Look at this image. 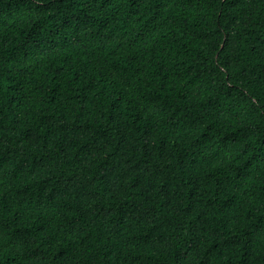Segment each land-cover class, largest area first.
<instances>
[{
    "label": "trees",
    "instance_id": "trees-1",
    "mask_svg": "<svg viewBox=\"0 0 264 264\" xmlns=\"http://www.w3.org/2000/svg\"><path fill=\"white\" fill-rule=\"evenodd\" d=\"M0 264H264V0H0Z\"/></svg>",
    "mask_w": 264,
    "mask_h": 264
}]
</instances>
